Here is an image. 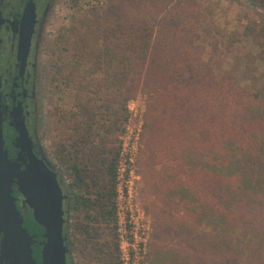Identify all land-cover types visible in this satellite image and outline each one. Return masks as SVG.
<instances>
[{
  "label": "trees",
  "instance_id": "16d2710c",
  "mask_svg": "<svg viewBox=\"0 0 264 264\" xmlns=\"http://www.w3.org/2000/svg\"><path fill=\"white\" fill-rule=\"evenodd\" d=\"M205 11L197 0H109L65 43L70 61L98 72L124 102L146 96L138 163L143 192L152 198L149 263L264 264V84L240 86L232 73H216L204 60ZM243 35L258 46L247 55L243 77L257 83L264 21L246 26ZM112 154L107 186L74 193L75 210L94 207L102 218L114 216ZM69 168L70 188L81 189L82 169ZM25 220L39 238L42 228L31 215Z\"/></svg>",
  "mask_w": 264,
  "mask_h": 264
},
{
  "label": "rangeland",
  "instance_id": "374dc122",
  "mask_svg": "<svg viewBox=\"0 0 264 264\" xmlns=\"http://www.w3.org/2000/svg\"><path fill=\"white\" fill-rule=\"evenodd\" d=\"M197 1L206 10L204 60L212 62L216 73H232L240 86L264 84L260 65L255 73L257 83L243 77L247 55L258 51V46L244 37V30L264 21V0ZM108 4L109 0H54L41 62L44 74L39 103L44 115L39 135L49 161L66 183L73 182L72 164L82 169L84 184L81 189L70 188L69 195H88L107 186V162L112 153L117 154L114 185L123 195L119 198L115 191L114 216L102 218L94 207L75 210L72 199L66 225L71 264H150L153 218L147 205L152 198L143 192L138 163L146 96L140 92L124 102L120 91L102 81L98 72L70 61L72 54L65 43V36L70 37L78 23L103 13ZM215 42L216 48L208 47ZM120 163L126 172L117 181ZM202 230L209 231V227ZM232 238L237 241L239 237L233 234Z\"/></svg>",
  "mask_w": 264,
  "mask_h": 264
},
{
  "label": "flooded vegetation",
  "instance_id": "af4514ba",
  "mask_svg": "<svg viewBox=\"0 0 264 264\" xmlns=\"http://www.w3.org/2000/svg\"><path fill=\"white\" fill-rule=\"evenodd\" d=\"M53 2L54 0H0V112L4 149L11 161L20 159L21 163H28L27 155L30 151L38 159L49 160L39 135L44 115L39 95L42 92L40 88L44 74L41 62L45 32ZM20 132L26 136L21 137ZM55 172L63 193L68 194L70 184L62 179L59 170L55 169ZM15 191L14 187L13 196L18 199L16 206L20 209L22 197ZM72 199L73 195H70L63 201L65 219L67 206L69 203L72 205ZM21 213L26 219L31 215V210L26 207ZM41 234L38 241H41ZM1 241L0 234V244ZM32 248L34 259L39 264L40 258H36L35 251L38 250L39 254L41 248L37 244ZM1 260L0 246V264H6ZM66 264H71L69 256Z\"/></svg>",
  "mask_w": 264,
  "mask_h": 264
},
{
  "label": "water",
  "instance_id": "95a60500",
  "mask_svg": "<svg viewBox=\"0 0 264 264\" xmlns=\"http://www.w3.org/2000/svg\"><path fill=\"white\" fill-rule=\"evenodd\" d=\"M21 137L26 134L20 132ZM28 163L20 159L11 161L4 149L0 112V234L2 260L6 264H38L33 256V245L40 247L39 264H66L69 256L67 235L64 225H68L70 203L67 206V218L63 217V201L69 198L64 194L55 166L45 159H38L30 151ZM24 169L22 170V167ZM16 194L22 197L21 208L16 206ZM31 210L34 223L43 230L41 241L24 227L25 219L21 213L24 208ZM1 260V261H2Z\"/></svg>",
  "mask_w": 264,
  "mask_h": 264
},
{
  "label": "built area",
  "instance_id": "2783aa9c",
  "mask_svg": "<svg viewBox=\"0 0 264 264\" xmlns=\"http://www.w3.org/2000/svg\"><path fill=\"white\" fill-rule=\"evenodd\" d=\"M125 172H126V170L123 169V168H121V163H120L119 166L117 167V170H116V174H117L116 179H117V181H121V179L123 178L122 176L125 174ZM115 191H116L118 197L121 198L122 195H123V190L121 189V191H122V192H121L120 189L116 188ZM117 195H116V196H117ZM124 195H126V196L129 195V192L126 191ZM128 197H129V196H128Z\"/></svg>",
  "mask_w": 264,
  "mask_h": 264
}]
</instances>
